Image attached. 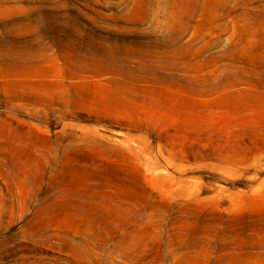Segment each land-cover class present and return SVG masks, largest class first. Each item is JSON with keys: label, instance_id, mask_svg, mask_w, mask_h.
I'll use <instances>...</instances> for the list:
<instances>
[{"label": "rangeland", "instance_id": "1", "mask_svg": "<svg viewBox=\"0 0 264 264\" xmlns=\"http://www.w3.org/2000/svg\"><path fill=\"white\" fill-rule=\"evenodd\" d=\"M0 264H264V0H0Z\"/></svg>", "mask_w": 264, "mask_h": 264}]
</instances>
